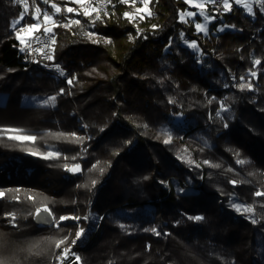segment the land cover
I'll list each match as a JSON object with an SVG mask.
<instances>
[{"label":"trees","instance_id":"trees-1","mask_svg":"<svg viewBox=\"0 0 264 264\" xmlns=\"http://www.w3.org/2000/svg\"><path fill=\"white\" fill-rule=\"evenodd\" d=\"M210 5L206 34L180 21L183 0H150L151 16L131 22V5L119 0L95 24V13L75 12L80 24L53 28L51 52L74 78L69 85L21 62L12 27L21 10L0 0V130L36 137L0 131V215L10 205L34 210L36 201L19 195L32 191L56 219L77 215L58 241L67 238L66 248L76 226L89 229L80 264H264V195H255L264 193V0L252 14L233 4L221 18ZM46 145L59 155L30 154ZM75 164L79 172L66 171ZM58 250L54 242L25 264H55Z\"/></svg>","mask_w":264,"mask_h":264},{"label":"rangeland","instance_id":"rangeland-1","mask_svg":"<svg viewBox=\"0 0 264 264\" xmlns=\"http://www.w3.org/2000/svg\"><path fill=\"white\" fill-rule=\"evenodd\" d=\"M183 1L185 2V0H183ZM260 1L261 0H229L231 7L233 4L243 6V7L245 4H248L252 7L254 4L259 3ZM70 3H72L71 0H47V3H45L44 0H29L28 12L24 16L23 20L25 23H23V25L29 24V23H26V21L28 19L27 16L29 15L31 9H33V16H34L35 9L37 7L40 9V12H41L39 19H43V13L47 12L48 7H51L52 4L62 5L65 8L66 7H73L74 9L79 10L80 6H78L76 4H75V6H70ZM199 3H205V0H191V3H186L187 8L183 11H180V13H179L180 21L191 22L194 24V26L197 23L203 24L204 23V16L200 14V9L193 6V5L199 4ZM72 4H74V3H72ZM129 4L132 7L131 11L129 13H132V14H135L136 8L143 7V5L140 3V0H136L135 4H132L131 2H129ZM210 6H211L210 3H206L205 8H204V12H205V14L212 16ZM245 10L247 13H249L246 8H245ZM183 13H192V15L191 16L186 15V16H184V18L182 20L181 15ZM33 16H32V19H33L32 24L37 22V20L34 19ZM138 17L139 16L137 15L136 18H138ZM214 19H215V17L213 19H211L210 22H208L207 30H208L209 24H211L214 21ZM21 24H22V22H21ZM19 27H20V25H17L15 28L13 27L16 36H17V30ZM50 27H52V25H50ZM221 28H222V26L220 27V29ZM200 33L206 34L207 32H200ZM30 37H32V35L31 36H25V42ZM188 44H190V43L187 42L186 46ZM4 99H5V96L3 94H0V103L3 102ZM23 102L24 103H32V104H44L45 103V101L41 100L37 96H28V97L26 96V97H24ZM46 103H48V101ZM225 109L226 108L223 107L222 101H220L218 113L220 114ZM5 130H8V129H2L0 131H2L1 133H3L6 137H9L10 135L13 134L12 132H8ZM162 130L168 133V132H170L171 127L169 125H164L162 127ZM20 131L24 134L33 135L30 132H24L23 130H20ZM33 136H35V135H33ZM45 148H46V151L44 154H47L48 152H53L54 153L53 157L56 156L55 154L58 152L57 148H55L52 145H46ZM178 191L181 193H188V192H191L192 189H190V188L178 189ZM0 193H3V195H0V198H3L4 192H2V190H0ZM17 193L19 194L20 191H15V194H17ZM22 193L23 194L26 193L28 195L26 197V198H28V200L36 201L34 203L35 208L31 212L26 211L24 209H20V206L13 207L10 205L7 207V211H6V206L3 208V210H2L3 212L0 215V229H2V231L4 232V233L1 232L2 234L0 233V264H25L26 263L25 259L26 260L29 259L33 253H35V252L42 253L43 251H47L51 247V245L54 242L56 243V241H58V239H60L61 237L70 236L71 230H72L70 227H73V226L66 225L69 221L73 220V223L75 222V225L77 223L76 219H67V220L60 222L59 226H56V224L53 222V218H55L53 216V214H52V217H47V214L43 213V212L41 213L40 218H37V216H36L37 209L38 208L43 209L44 207H46V206H41L42 202H44L42 199V196H41V201H40L39 200L40 195L36 197L34 194V193H36V191H32L30 193L29 192H21L19 195H22ZM29 197H32V199H29ZM45 202H46V200H45ZM233 204L239 205L241 209H244V206L237 201H233L231 203L232 207H233ZM49 211H50V209H49ZM13 215L15 216L14 221L12 219ZM61 216L77 217V215H74V214H63V215H59L57 217V219L56 218L55 219L58 220L59 217H61ZM45 217H47V219H45ZM29 223L31 225L36 226V227H46L47 225L53 226V227L55 226L57 228L59 227L58 229H60V230H61V228L63 229L64 234L58 233V234L46 237L45 233H40L38 231H35V229H33V227L31 225H29ZM4 229H6V230H4ZM80 229H83V234L81 235V237L77 240L76 235H74L73 240H76V243L73 244L72 243L73 240H71L68 247H66V248H69L71 250L69 258L67 260H63V261L57 259V257L63 251V249H65V247L62 245V247L58 248L59 252L57 253L55 264H65V263L69 262L70 260L75 259V257L78 254L79 249L81 248V245L83 244V241L86 239V237L89 233V229H86V227H83L82 225H80V226L78 225V226H76L75 234ZM10 231H12L13 233L11 234Z\"/></svg>","mask_w":264,"mask_h":264},{"label":"snow or ice","instance_id":"snow-or-ice-1","mask_svg":"<svg viewBox=\"0 0 264 264\" xmlns=\"http://www.w3.org/2000/svg\"><path fill=\"white\" fill-rule=\"evenodd\" d=\"M21 3H23V7H24V11H22L20 13V18L18 20H15L13 22V27L15 28L17 25H20V27L18 28L17 30V39L22 43L24 44L25 43V36H31L33 35L35 32H38L40 31L41 29V22H40V15H41V12H40V9L37 7L35 9V14L33 16L34 19L37 20L36 23L34 24H28V25H23L21 24V21L24 19V16L27 14L28 12V5H27V0H20ZM45 3H47V0H44ZM72 3L80 6V11H77L76 9H74L73 7H66L65 8V11L67 13H73V12H76L77 15L80 14V12L83 13L84 16L86 17H90L93 15V13H95V17L94 19L91 21L92 24H95L96 21H99L101 20V11L103 10L104 7H106L107 4L111 3V0H104V3L103 4H98V5H94L92 0H71ZM119 2L121 4H128L129 2H131L132 4H135L136 3V0H119ZM222 2V6H223V10L225 11H228V10H231V5H230V2L229 0H205V3H199V4H195L193 5L194 7L200 9V14L204 16V23L201 24V23H197L195 25L196 27V30L198 32H207V24L208 22H210L211 19L214 18V16H209L207 14H205L204 12V8H205V4L206 3H212V4H217L219 5L220 3ZM140 3L143 5V7H138L136 8L135 10V14H132V13H124V17L126 19H129L130 22L135 20L136 19V16L138 15L139 16V19L140 20H143L145 19L146 16H151V12L149 10V3H150V0H140ZM185 3H191V0H185ZM51 7L54 9V13H60L61 9L59 7H57L55 4H52ZM244 7L248 10L249 14H252V7L248 4H245ZM105 16L108 15V13L105 11L103 13ZM191 16L192 13H183L181 15V19L183 20L184 16ZM43 24H44V27H43V31L45 34H48L51 32V28L48 27V25H52V27H55L57 26L56 25V21L53 19V16L49 15L47 12L43 13ZM71 24H80V21L79 20H71L69 22V25ZM156 26L154 25L153 28H155ZM225 27H227V25H225ZM218 30H223V28L221 29H218ZM86 35L88 36L89 39H92L94 34L93 33H86ZM182 38H183V34H182ZM55 41H53L54 43ZM106 42H110V41H106ZM189 47L193 48V49H196L197 48V45L192 42L189 44ZM22 51H24V49H21ZM48 60H52L53 57L51 55H48L46 57ZM256 64H260L261 61L257 60L255 61ZM59 73V75L63 76L65 75V73L63 72V70H61L59 67H57L56 69ZM252 75H255V73H252ZM74 79V78H73ZM73 79H68L67 80V83L69 85H71L73 83ZM243 79V78H242ZM244 87H250V85H244V84H241V88H244ZM63 91V90H62ZM55 101V97H51L49 98V101L48 103H54ZM5 131H8V132H12L13 134L10 135L8 138L11 139V140H15V141H20V142H34L36 140V137L33 136V135H28V134H24L22 133L20 130H16V129H8V130H5ZM63 135V134H61ZM73 138L76 140V141H81L83 140V137H78V136H75V134H72ZM67 138V137H65ZM168 141L166 140L165 143H167ZM30 154L32 155H39L41 156L42 158H45V159H48V158H51L53 157L54 153L53 152H48L47 154H41V153H38L36 151H31ZM55 155H59L58 153H56ZM238 155V154H237ZM238 163L240 164H244L246 163V161L244 160H238ZM95 167V165L93 166ZM65 169L66 171H70V172H79L81 169H80V165L79 164H75L71 167H68L67 165L65 166ZM93 185L95 184V181L92 182ZM0 195H3V193H0ZM255 195L257 196H261V195H264V193H261V192H257ZM29 199H32V197H29ZM233 207L239 212L241 211V208L239 205H236V204H233ZM244 212H252V208H248V207H245L243 209ZM46 213L47 214V217H52V213L49 211V209L47 207H44L43 209H40L38 208L37 211H36V216L37 218H40V215L41 213ZM47 217H45V219H47ZM12 219L13 221L15 220V216L13 215L12 216ZM67 219H76L78 220L79 217H66V216H61L59 217L58 220H56L55 218H53V222L56 224V226H59V223L64 221V220H67ZM190 219H194V220H201L202 217L200 216H196V217H190ZM152 231L155 232V229H152ZM83 234V229H80L79 231L76 232V239L78 240L81 235ZM67 238L65 239H61L59 241L56 242V247L57 248H60L61 245H63L65 243ZM73 244L76 243V240H73L72 242ZM70 252L71 250L69 248H65L63 249V251L61 252V254L57 257L58 260H67L69 258V255H70ZM80 258L78 256L75 257V260L78 261Z\"/></svg>","mask_w":264,"mask_h":264},{"label":"built area","instance_id":"built-area-1","mask_svg":"<svg viewBox=\"0 0 264 264\" xmlns=\"http://www.w3.org/2000/svg\"><path fill=\"white\" fill-rule=\"evenodd\" d=\"M94 5L103 4L104 0H92ZM12 4L18 8H20L21 12L24 11L23 3L20 0H12ZM27 5L29 7V0H27ZM108 5V4H107ZM107 5L103 8L102 12L107 11ZM215 7V12L218 15V18L228 14V11L223 10L222 2L217 5L213 4ZM61 9L60 13H54V9L52 7H48L47 13L53 16V19L56 21V25L58 23L63 22V26L65 29H69L71 25L69 22L74 20L73 13H67L65 11V7L62 5H56ZM77 10V9H76ZM41 22V29L38 32H35L32 37H30L24 44L20 43V55H21V62L25 65L33 67L36 71L49 75L56 80L67 82L69 78V71L68 69L63 66L61 63L52 60H48L46 57L51 55L52 52V45L54 41V34L53 28L48 25L52 30L50 33L45 34L43 31V19H40ZM21 49H24L22 51ZM52 56V55H51ZM59 67L65 75H59L58 71L56 70Z\"/></svg>","mask_w":264,"mask_h":264},{"label":"water","instance_id":"water-1","mask_svg":"<svg viewBox=\"0 0 264 264\" xmlns=\"http://www.w3.org/2000/svg\"><path fill=\"white\" fill-rule=\"evenodd\" d=\"M67 264H80L79 261H75V259L69 261Z\"/></svg>","mask_w":264,"mask_h":264},{"label":"bare ground","instance_id":"bare-ground-1","mask_svg":"<svg viewBox=\"0 0 264 264\" xmlns=\"http://www.w3.org/2000/svg\"><path fill=\"white\" fill-rule=\"evenodd\" d=\"M73 260V259H72ZM71 261V260H70ZM76 261V260H75ZM68 263V262H67ZM67 263H65V264H67Z\"/></svg>","mask_w":264,"mask_h":264}]
</instances>
